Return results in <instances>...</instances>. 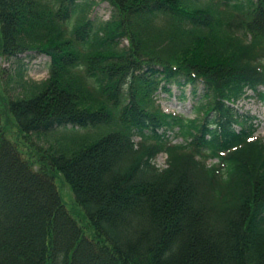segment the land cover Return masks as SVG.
Masks as SVG:
<instances>
[{"label":"trees","instance_id":"trees-1","mask_svg":"<svg viewBox=\"0 0 264 264\" xmlns=\"http://www.w3.org/2000/svg\"><path fill=\"white\" fill-rule=\"evenodd\" d=\"M20 54L48 76L18 63L13 139L0 113V264H264V139L234 106L264 102V0H0ZM173 84L195 117L161 109Z\"/></svg>","mask_w":264,"mask_h":264},{"label":"rangeland","instance_id":"rangeland-1","mask_svg":"<svg viewBox=\"0 0 264 264\" xmlns=\"http://www.w3.org/2000/svg\"><path fill=\"white\" fill-rule=\"evenodd\" d=\"M93 16L97 15L102 19H106L109 16L108 4L98 2L93 8ZM22 59L11 58L7 59L0 55V113L1 121L4 122L5 135L8 138L13 139L15 137L14 121L6 109L5 102L10 98H15L20 93L21 88L19 86L17 78V66L21 61L24 63L26 69L23 70V79L39 81L46 78L48 74V57L44 55H35L33 58L20 54L16 56ZM171 94L164 91H158L157 101L161 108L165 112L178 113L183 117L192 118L195 116L193 111V105L196 103L197 96H194L191 92L190 85L177 86L173 84L170 86ZM202 86L197 89L198 93H202ZM251 94L250 91L247 92ZM235 106L238 108V112L242 115H249L252 117V121L255 124L254 136L259 139H264V103L258 101L254 96H248L240 99ZM5 119V120H4ZM17 136V135H16ZM32 139L38 146H46V143L40 141V137ZM180 138L176 137L173 142H179ZM166 155L161 153L155 158V163L159 167L165 165ZM54 182L57 186L58 192L62 197L67 210L78 220L81 216L82 210L80 206L74 200L72 191L69 185L63 180V178L55 173Z\"/></svg>","mask_w":264,"mask_h":264}]
</instances>
